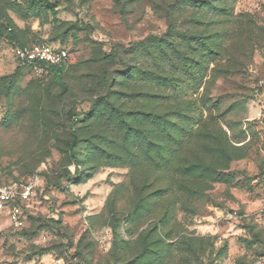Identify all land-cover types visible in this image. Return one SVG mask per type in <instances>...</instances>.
<instances>
[{"label": "rangeland", "instance_id": "374dc122", "mask_svg": "<svg viewBox=\"0 0 264 264\" xmlns=\"http://www.w3.org/2000/svg\"><path fill=\"white\" fill-rule=\"evenodd\" d=\"M51 1L0 0V264H264V0Z\"/></svg>", "mask_w": 264, "mask_h": 264}, {"label": "built area", "instance_id": "2783aa9c", "mask_svg": "<svg viewBox=\"0 0 264 264\" xmlns=\"http://www.w3.org/2000/svg\"><path fill=\"white\" fill-rule=\"evenodd\" d=\"M15 52L22 63L61 66L66 65L68 62L66 49L50 43H36L31 46L16 48ZM34 188L35 182L33 180L0 181V211L7 210L10 224L16 227L23 225L27 216L24 205L29 201ZM58 263H60V260H58Z\"/></svg>", "mask_w": 264, "mask_h": 264}, {"label": "trees", "instance_id": "16d2710c", "mask_svg": "<svg viewBox=\"0 0 264 264\" xmlns=\"http://www.w3.org/2000/svg\"><path fill=\"white\" fill-rule=\"evenodd\" d=\"M29 4L41 8V9H45L46 11L50 12V14L52 15V19L54 21V23H57L58 21V17H57V4L56 2H52L51 0H26ZM71 38L76 41V35L75 34H70ZM11 39H14V37H10ZM15 40V39H14ZM39 43H48V42H39ZM21 45V44H20ZM33 45V44H32ZM39 65H41L46 72L52 76L53 80L61 87L62 90L65 89L63 82L61 80V75L64 73V71L69 67V62H67L66 65H51V64H43V63H39ZM135 73V72H134ZM131 75V74H130ZM129 75V76H130ZM133 75V74H132ZM131 77V76H130ZM146 101H148V98H145ZM74 122H78V118L76 115H74L72 117ZM75 144H73L72 148L74 149ZM185 170L189 171L188 168H186ZM176 174H179L177 170L174 171ZM183 172H185L184 170H182L181 174H183ZM186 174V173H184ZM79 172L76 171L75 172V177L73 179H76V177H78ZM0 181H2V179L0 178ZM4 182H8L6 179L4 180ZM26 205H24L25 208ZM25 213L26 210L24 209Z\"/></svg>", "mask_w": 264, "mask_h": 264}]
</instances>
